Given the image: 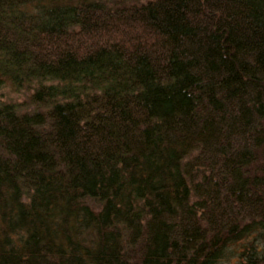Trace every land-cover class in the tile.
<instances>
[{
  "label": "trees",
  "instance_id": "1",
  "mask_svg": "<svg viewBox=\"0 0 264 264\" xmlns=\"http://www.w3.org/2000/svg\"><path fill=\"white\" fill-rule=\"evenodd\" d=\"M0 264H264V0H0Z\"/></svg>",
  "mask_w": 264,
  "mask_h": 264
},
{
  "label": "rangeland",
  "instance_id": "2",
  "mask_svg": "<svg viewBox=\"0 0 264 264\" xmlns=\"http://www.w3.org/2000/svg\"><path fill=\"white\" fill-rule=\"evenodd\" d=\"M30 92L31 89L26 87L16 90L10 85H5L0 89V104H14L18 112L32 111L35 107L29 104L28 95Z\"/></svg>",
  "mask_w": 264,
  "mask_h": 264
}]
</instances>
